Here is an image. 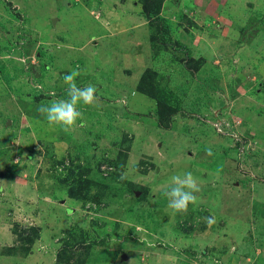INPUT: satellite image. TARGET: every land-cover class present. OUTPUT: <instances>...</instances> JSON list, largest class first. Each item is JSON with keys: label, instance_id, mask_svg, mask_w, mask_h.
Instances as JSON below:
<instances>
[{"label": "rangeland", "instance_id": "1", "mask_svg": "<svg viewBox=\"0 0 264 264\" xmlns=\"http://www.w3.org/2000/svg\"><path fill=\"white\" fill-rule=\"evenodd\" d=\"M125 1L0 0V264H264V0H164L165 42ZM72 71L96 100L65 133L38 109ZM185 171L198 201L173 213Z\"/></svg>", "mask_w": 264, "mask_h": 264}, {"label": "clouds", "instance_id": "2", "mask_svg": "<svg viewBox=\"0 0 264 264\" xmlns=\"http://www.w3.org/2000/svg\"><path fill=\"white\" fill-rule=\"evenodd\" d=\"M77 76L78 73L75 71L64 76L67 98L54 99L39 106L38 111L52 129L60 128L68 133L78 126V122L82 125L83 114L79 106L93 105L96 100V87L92 84L78 87L75 83ZM199 191L197 179L190 171L172 175L163 186V195L168 201L167 206L173 213L186 212L190 203H197L196 193ZM208 222H212L211 218H208Z\"/></svg>", "mask_w": 264, "mask_h": 264}, {"label": "trees", "instance_id": "3", "mask_svg": "<svg viewBox=\"0 0 264 264\" xmlns=\"http://www.w3.org/2000/svg\"><path fill=\"white\" fill-rule=\"evenodd\" d=\"M163 3L164 0H142L143 13L146 17V20L151 23L155 22L158 26L157 34L151 37L153 41L155 39H159L165 42L164 36L169 35L170 28L173 25L170 19L162 15ZM241 31L245 33V28H241ZM189 61H191L190 64H188L189 62L186 61V63L188 64L187 68L191 69L192 72H195L194 70H197L198 65H195L192 69V62L199 63L200 61V63H202L204 59L197 60L194 59V57H190ZM148 71L149 70H147L146 73ZM138 89L139 91L156 100L158 120L161 124L169 127L171 118L180 111V108L176 106V104L173 105L169 103V100L165 95L162 94L161 96L159 90L151 82H148L145 77H142V79L140 80Z\"/></svg>", "mask_w": 264, "mask_h": 264}, {"label": "crops", "instance_id": "4", "mask_svg": "<svg viewBox=\"0 0 264 264\" xmlns=\"http://www.w3.org/2000/svg\"><path fill=\"white\" fill-rule=\"evenodd\" d=\"M139 0L138 1H132L131 3H130V1H128V0H126L123 4H122V6H127V5H129V4H135V6L137 5V7H139ZM194 2H195V6L198 8V10L200 11L201 10V8L203 7V5H204V0H194ZM210 3L211 4H213V8H212V5H211V7H207L206 9H205V14H208V15H210V14H213L214 12H215V9H217V7L222 3H220L219 2V0H218V2H217V0H210ZM141 4V3H140ZM142 5V4H141ZM213 9V10H212ZM202 11V10H201ZM200 11V12H201ZM201 13H203V12H201ZM133 20L135 21V22H133ZM126 21L127 22H123V21H121L119 24H123V25H125L124 23H134L133 24V26L132 27H129V28H131V29H129V30H131V31H133L134 33H143L144 35L146 34V32H147V30H146V27H145V24H148L149 23V21H147L146 20V18L145 17H143V16H138L137 18H134V17H130V16H127L126 17ZM113 24H115L114 22H112V25ZM146 36V35H145Z\"/></svg>", "mask_w": 264, "mask_h": 264}]
</instances>
